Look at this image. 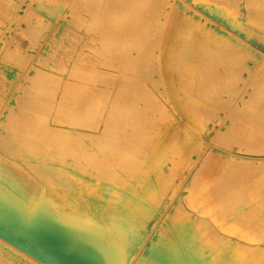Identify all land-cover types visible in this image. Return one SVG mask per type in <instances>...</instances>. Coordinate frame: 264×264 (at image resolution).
I'll use <instances>...</instances> for the list:
<instances>
[{
	"label": "bare ground",
	"instance_id": "1",
	"mask_svg": "<svg viewBox=\"0 0 264 264\" xmlns=\"http://www.w3.org/2000/svg\"><path fill=\"white\" fill-rule=\"evenodd\" d=\"M23 1L0 0V25L21 22ZM70 1L63 28L73 24L69 33L83 45L97 40V47L90 46L94 54L70 57L46 42V36L55 39L54 32L39 11L58 20L64 17L63 0H36L38 12L29 8L22 20L26 31L14 29L33 39L37 63L49 52L45 61L51 66L50 52L58 51V72L68 70V77L38 65L28 70L34 59L0 33V88H8L0 97V223L17 243L47 250L43 256L50 264H264V179L245 177L244 169L264 166V115L232 104L241 110L225 115L235 124L216 129L224 144L247 129L253 147L244 145L246 151L261 147L254 157L224 153L226 160L211 171L206 155L197 166L191 158L195 148L185 142L191 133V145L201 146L185 121L189 112L206 123L228 107L219 92L201 98L205 88H220L224 75L230 74L232 87L238 78L264 88L262 2L208 0L210 14H194L189 21L180 11L183 4L174 0ZM154 7L160 13L151 19ZM243 22L250 30L245 34ZM232 44L250 46L253 62L235 71ZM254 106L259 110L264 104ZM167 117L172 121L165 122ZM232 161L235 175L225 176L222 164ZM191 183L193 200L180 190ZM217 188L234 192L226 202L215 194ZM212 198L227 206L218 211L229 215L202 218L199 214L208 212L202 202ZM164 217L165 226L157 230L155 223ZM27 254L0 246V264H34Z\"/></svg>",
	"mask_w": 264,
	"mask_h": 264
},
{
	"label": "rangeland",
	"instance_id": "2",
	"mask_svg": "<svg viewBox=\"0 0 264 264\" xmlns=\"http://www.w3.org/2000/svg\"><path fill=\"white\" fill-rule=\"evenodd\" d=\"M63 1H64V4H63L62 15L64 17L58 19L59 21L56 20L54 17L48 15L45 11H39V14L42 16V21L46 22L45 24L50 26V27H48V31H49V28L50 29L53 28L52 31L54 32L53 35H54L55 39L54 38L49 39L46 36V39H45L46 42L47 41L50 42L49 46H52L55 49H58V47L61 48L64 51V55L70 54V57H71V55H75V54L79 53L80 51H82V52L85 51V53H87L89 55L94 54L92 52V50L90 49V46L93 49L95 47H97L100 44L97 40L94 43L93 42H87V43H85V45H83L82 43H84V42L78 41L79 40L78 38L71 37V34L69 33L72 28L74 29L73 24L69 23L68 29L66 27H65V29L63 28L64 24H62V23H64V21L66 22V20L68 18H70V16H71L70 15V7H69V4L71 3V1L70 0H63ZM174 1H176L180 4H183V7L181 8L180 11L185 12L187 14V19L189 21H192L194 14L197 15L198 18H200V17L203 18V15H209L210 14V12L207 10V7H205V4L208 2V0H174ZM212 1H214V0H212ZM259 1L262 2V5H260V6L264 8V0H259ZM236 3H237V1H236ZM240 6H242V5H240ZM29 8H31V10ZM196 8L200 12H195ZM28 9L30 11H32V13H33V11L38 12L37 8H36V0H34V1L33 0H24L23 1V3L21 4V7L18 9V17L21 18V20H20L21 22H19V23L13 22L12 23L13 27L9 25V22H5V23L0 25V29H1L0 33H2V34L5 33V42L16 43L20 47L21 51L24 54H26V56L29 58V60L34 59L33 61L28 63V66H27L28 70L34 71V68L32 67V65H35V66L38 65V67H41L42 71L44 70L43 72L51 71L52 73L63 74L64 76L68 77V73H69L68 70H63L62 72H60V71L58 72V70H60V69H58L57 64L61 63V59H57V57H56L58 54V51L50 52V53H53L51 55V57H55V59H56V61H54L55 60L54 59L51 62V66H46V63L48 60L45 61V57L49 58V56H48L49 52H45V55L40 57L41 60L39 59L40 60L39 63L36 62L35 53L36 54H38V53L34 49L35 47H33V45H31V44H33V39H30L31 37L29 36V34H27L25 32L27 28H26L24 22H22L23 17L25 16L24 14H26V10H28ZM151 9L152 8H150L149 10H151ZM124 10L125 11L127 10L126 7H124ZM137 10H139V8H136L135 11H137ZM149 10L146 12H150ZM159 10H160L159 7H154V10L153 9L151 10L150 15L153 14L152 16H150L151 19H153L152 17L155 14L160 13ZM158 18H161V16L157 17V18L154 17V19L156 21L160 20ZM56 24H58V25H56ZM9 26L12 29H9ZM54 26H55V28H54ZM17 27H19V28H21V30H25V31L22 32L21 30L19 31L18 29H16L15 34H14V29ZM205 27L206 26L200 27L199 31L196 33L195 37L197 35L201 34L203 31H205V29H206ZM6 29H9V30H6ZM79 29L83 32L85 31V29L83 27H80ZM235 29L238 30L239 28L235 27ZM67 30H68V32H67ZM248 30H249V28L247 26V23L243 22V24L241 25L240 32H243L245 34V32H248ZM260 34H264V33L261 31V32H259V36H260ZM12 39H14V40H12ZM15 39H16V41H15ZM67 39H70V41ZM20 41H22V42H20ZM46 42L44 41L43 43L46 44ZM259 42H260V40H259ZM3 43H4V40L2 38V39H0V45H2ZM242 43H244V42H242ZM249 47L250 46H244V49H239V47L237 45L236 46H234L233 44L231 45V48L235 52V55L231 56V59L234 61V63L232 64V67L235 69V71L240 68L241 64L253 62L251 51H250ZM260 49L263 51L264 50L263 46H261ZM254 55H256L258 58L261 57L259 53H254ZM210 56L212 58H219L221 60L224 59V56L220 55V54H211ZM5 61H6L5 65L6 64L9 65L10 61H8V60H5ZM1 62L2 61L0 60V64L3 65L4 63H1ZM65 63H67V65H68L69 62H65ZM54 66L57 68H54ZM15 69H16V66L13 65V68L11 70H9V72L12 71L11 73L13 74V76L15 73ZM230 77L231 76L229 73L224 75L223 80H222V84L220 85V88H205V90L201 92V98L205 101L211 99L212 95L214 93H217V92H219L220 97H224V98L228 99V101L226 100L228 102V104H227L228 107H223L222 109L217 110L216 117L211 118L210 120L206 121V123H204L202 119H200L199 117H196L195 115L191 114L190 112L188 114V117L185 114H183L186 116L185 121L190 124V126L193 128V130L196 131V133L195 132L194 133L200 139L198 144H200L201 146L195 147V145H191L192 144L191 133H187L185 135V137H186L185 142L187 143V146L195 148V150L191 151V158L196 161L197 166H200L201 160L206 155L205 159L203 161H204V163H206L205 167H207L208 169L210 168L211 171H212V169H214L213 165L216 164L218 162V160H220V161L226 160L225 156H223L224 153H226V154L229 153V154H233V155H240L243 157H250V156H253V153H254V155L257 154L256 150L258 151L259 149H261V147L258 146L255 149H251V151H254V152L248 153V151H246L248 149L244 145H246L247 147L249 146V141H248L249 140V132L245 128H243V130L240 134H237V137L236 136L234 137V139L232 140L233 142H229L227 144H224L221 141L222 139H220L219 134L221 131L216 130L219 128L218 130L224 131L227 128H232L233 127L232 125L235 124V121H236L235 118H231L230 116L225 115L226 113H230L232 111H240L241 110V108L232 107L233 106L232 104H238V105H242L243 103L247 104L250 107L249 110H254L256 113H260V114L264 115L263 114L264 113V107L259 108V110H255V106H254V104L256 105L259 102L264 104V93H261L264 91V88H251L250 85H248L246 83H245L246 85L243 84L242 81L238 78H236L235 86L232 87V86L228 85V83L230 82V79H229ZM70 80L74 81L72 78ZM100 82H102L101 84H103L102 88H106V82H105V84H104V81H102V80ZM247 83H248V80H247ZM7 89L8 88H0V97L1 98L4 97L3 91L7 90ZM206 90H207V92H205ZM155 91L157 92V90H155ZM252 100H253V102H252ZM5 101L7 102L8 100L5 99ZM219 101L220 100L216 99V103ZM249 103H251V104H249ZM1 107L2 106L0 105V108ZM188 110L190 111L189 107H188ZM165 112L168 113V110L165 109L164 113ZM158 117H159V115H158ZM170 121H172V118L167 117L165 122L168 123ZM218 121H223V123H227L228 125H230V124L231 125L225 128V126L223 124L220 125L219 123H217ZM172 123H174V122H172ZM177 126H179V125L177 124ZM170 128H172V126ZM245 141L247 142V144H245ZM195 142L197 144V141H195ZM203 146H205L204 151H202L204 149ZM250 147H253V145H251ZM250 147H248V148H250ZM263 149H262V151H264ZM186 151H189V150H186ZM261 153H263V154H261L260 156L264 157V152H261ZM212 157H214L216 160H212L213 159ZM198 160H199V162H198ZM227 164H228V162H224L222 164L223 168H225V170H227V172H228L225 174V176H227V174H228L231 177V176L235 175V171H236L235 166H234L233 161L230 162L228 165ZM220 168L222 169V167H220ZM244 169H245V177L250 178V177L254 176L255 174H261L260 175L261 180L263 181V179H264V166H261V165H259V166L252 165L251 166V165H249L247 168H244ZM170 174H172V172ZM170 176L172 177V179H177V175H175V176L170 175ZM240 184H242V181H239L237 183V185H240ZM191 185H192V183L189 184L188 187H186L187 185H184L183 187H181L180 190L182 192H184L185 196H188L187 198H190L193 200L194 195H195L194 194L195 190H194V188L190 189ZM259 189H262L261 185H260ZM214 191L216 192L215 194H218V192H219L222 195V197H221L222 200L227 199L226 202L230 199V196H231L230 193L234 192V190H231L228 188H226L225 190L222 188H217ZM243 192H245V191H243ZM224 193L225 194L227 193L229 196H226V198H224V196H223ZM217 197L219 198V195H216V198ZM214 200H216V199L212 198V199L205 200V202L204 201L202 202L201 207L208 210V212H202L199 214L202 218L210 217L211 215L214 217L217 215H222V217L229 215L228 213L218 211L219 209L226 208L227 206H225V205L220 206ZM226 202H225V204H226ZM201 207H200V210H201ZM213 210H215V212H212ZM165 218L166 217L161 218L157 223H155V228L157 230L159 229V227L162 226L161 228H163L165 226V225H161V223L165 221ZM172 221H174V219ZM0 229H2V230H0V241L2 244L3 243L5 244V245L4 244L2 245L0 243V246H4V248L5 247L6 248H12V246H13V248L17 247V249L24 251V253H26V254L28 253L27 255L29 257L31 256V258H32L29 260L33 263L35 262L34 264H39V263L40 264H50V262L47 261L45 256H43L47 253V250L38 249L39 251H37V248L28 249L24 245H21V244L17 243L16 241H14V237L12 236L11 230L5 228V226H3L1 223H0ZM215 230H216V228H215ZM4 239L6 240V242H4L5 241ZM10 244H12V245H10ZM36 260H38V261H36ZM57 264H59V263H57Z\"/></svg>",
	"mask_w": 264,
	"mask_h": 264
}]
</instances>
